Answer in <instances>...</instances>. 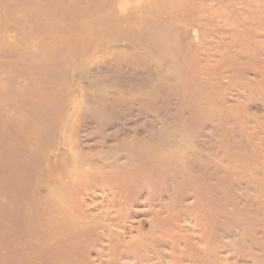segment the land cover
<instances>
[{
  "label": "rangeland",
  "instance_id": "rangeland-1",
  "mask_svg": "<svg viewBox=\"0 0 264 264\" xmlns=\"http://www.w3.org/2000/svg\"><path fill=\"white\" fill-rule=\"evenodd\" d=\"M71 1L0 0V79L7 86V91H0V149L7 155L9 151L12 163L19 164L15 180L5 185L6 168L0 163L2 230L6 232L11 225L13 232H19L14 235L16 245L21 244L23 232H28L20 216L33 211L25 209L24 201L33 194L37 185L33 179L41 173L26 148L37 146L32 135L44 129L62 137L66 144L78 138L89 158L102 154L111 161L119 155L122 163L140 160L137 175L151 171L147 163L156 160V193H163L164 202L175 199L186 204L174 206L165 217L184 224L193 244H202L199 236L203 231L192 226L195 223L199 228L196 218L209 208L219 215L218 226L211 217L205 223L207 227L215 225L207 236L216 240L214 250L219 257L235 264H264V0L207 2V12L217 10L221 17L214 22L218 24H206L201 40L191 32L187 45L180 41V51L171 47L182 58V66L186 63L192 70H204L205 83L196 79L189 83L183 75V80L169 76L174 69L166 58L170 45L155 43L159 50L156 62L146 63L143 71L156 78L149 90H159L155 98L148 96L141 102L138 71L143 66L129 56L152 48L140 50L126 41L119 46L97 45L96 40L90 44L80 24H103V13L99 11V17L90 21L91 2ZM95 1L98 9L103 6L104 0ZM79 37L84 41L77 40ZM115 50L120 59L109 55ZM212 71L219 82L210 79ZM95 86L100 92L87 103L84 92ZM198 86V94L207 96L200 104L196 101ZM105 91L110 107L96 106L102 98L106 101ZM211 95L223 99L210 100ZM137 138L140 146L126 144L112 150L118 139ZM179 145L186 150L182 158ZM78 150L70 153L71 160ZM70 162L62 163L56 173L70 167ZM239 164L250 165V175L243 171L246 168L239 170ZM255 165L263 166L253 171ZM197 193L211 197L207 206L195 197ZM149 196L145 190L138 203L125 198L122 207L108 216L114 230L122 232L127 241L139 230L153 236L146 212ZM156 207H161V202ZM224 223L228 225L222 226ZM171 229L173 235L180 233L177 227ZM158 237L168 235L158 233ZM106 243L118 250L114 243ZM159 250L165 255L171 252L167 243ZM133 255L129 251L119 263L111 262L109 255L103 263L129 264ZM150 255L147 264L175 262L170 256L158 259L155 253ZM90 256L97 260V251ZM207 260L216 264L214 259ZM184 262L189 263V258Z\"/></svg>",
  "mask_w": 264,
  "mask_h": 264
},
{
  "label": "bare ground",
  "instance_id": "bare-ground-1",
  "mask_svg": "<svg viewBox=\"0 0 264 264\" xmlns=\"http://www.w3.org/2000/svg\"><path fill=\"white\" fill-rule=\"evenodd\" d=\"M75 1L70 3H75ZM89 1L92 5L90 21L99 17V11L103 13L104 17L103 24L90 22L87 27L80 24L83 34H86L85 36L90 39V44L96 40L97 45L107 43L110 46H119L120 43L126 41L127 45L139 47L140 50L147 49V46L152 48L146 53L135 52L129 56L132 61L138 60L143 66L141 71H138L140 84L138 100L140 102L147 100L148 96L150 99L155 98L159 90V88L149 90L156 78L154 75L145 76L143 71L146 63L156 62L159 50L155 43L170 45V49L166 51V58L174 69L169 73V76L175 75L183 80L181 78L183 75L189 83L193 79H196L200 84L202 81L203 83L207 82L203 75V69L192 70L186 63L182 66L180 64L182 58L175 52L181 50L178 49L181 40L187 45L191 32L197 33L195 38L200 39L206 24H218L214 23L221 20L217 10L211 11L210 14L205 9L207 2L216 0H104L103 6L99 9L96 7L97 1ZM111 34L113 36H110ZM77 40L84 41L83 37H79ZM173 45L178 50L174 51L175 49L171 48ZM109 55L119 56L116 50L109 52ZM88 73L87 70L82 76L85 77ZM210 79L219 82L216 72L212 71ZM96 82L98 81L92 83ZM6 88V84L0 79V91L5 92ZM98 89L99 87L95 86V88L91 87L89 91L84 92L87 103L92 101L94 94L100 92ZM18 90H20L19 86ZM195 90L196 97H198L196 98L197 103L200 104L203 100L206 102V94L204 93L202 96L198 94L201 92V86L196 87ZM90 93L91 98L89 97ZM105 94L106 101L102 98V102L96 103V106L110 107V96L106 91ZM222 99L221 95L218 97L211 95L210 98V100ZM51 134L52 132L43 129L39 135H32L38 140L37 146L26 148L27 155L35 161L37 169L41 173L33 179L37 182L33 194L30 192V196L26 197L24 201L25 209L32 208L33 211L24 212L20 216V221L22 224L25 223V225L23 224L24 228L28 227V232H23L19 245H16V238H14V235L19 232H13L11 225L7 226L6 232H4L0 226V264H104V259L109 255L111 262L119 263L129 251L135 254L133 257L131 256L133 261L129 264H147L146 261L150 260L152 253H155V257L158 259L170 256L171 259H174V264H192L190 258L195 264H211L207 260L208 258L214 259L216 264L220 262L235 264L228 258H220L219 253L217 254L214 250L218 246L216 240L207 236L215 229L213 224L210 227L205 225L210 217L218 226L219 215L217 217L212 210L208 208V212L198 215L196 221L199 228L195 223L192 226L194 230L203 231V234L199 236L201 245L193 244V236L186 233L187 227L184 224L175 222L172 217H165L167 216L165 214L174 206L186 204L184 202L177 203L178 200L175 199L164 202L163 193H156L153 188L155 185L153 182L156 180L155 173L158 171L154 166L157 164L156 160H151V164L147 163L151 171L137 175L136 173L141 169L140 160L128 159L122 163L119 160V155L111 161L102 154L96 159L89 158L83 151L82 144L78 142V138L77 142L70 141L71 143L66 144L64 140H61L62 137ZM73 136L76 137V135ZM126 144L135 147L140 146L141 141L138 138L131 141L118 139V143L112 150L115 148L119 150L118 147ZM180 146L178 152L179 157L182 158L186 150ZM73 150L78 151L74 160H71L70 153ZM107 154L110 153L107 152ZM174 157L178 158L176 155ZM11 158L9 151L7 155L4 150L0 149V163L3 168L5 166L7 173V177L4 176L5 185L15 180L17 170H19V164L12 163ZM69 161H71L70 167H65L64 170L56 173L62 163ZM261 166L263 165H255L252 170L255 171V168ZM237 168L239 170L246 168L243 171L249 172L250 175V165L239 164ZM68 170L71 171L68 172ZM145 190L150 194V198L146 199L148 203L146 212L151 217L150 233L153 236H148L139 230L135 238L127 241L122 232L117 233L114 230L108 216L111 215V212L118 211L122 207V200L125 198H134V202L138 203ZM195 197L200 199L205 206L211 198L209 195L204 196L203 193H197ZM158 202H161L159 208L156 207ZM1 210L0 222H2ZM6 217L9 220V217ZM224 225L228 224L224 223L222 226ZM173 226L180 230L179 234L170 233ZM158 233H165L168 238H155ZM2 234H6L5 238L2 237ZM108 241L114 243L119 251L107 244ZM219 242H222L220 238ZM166 243L171 249L169 255H165L161 253L162 250H159L160 246ZM142 249H145L143 254ZM95 250L98 259L92 260L90 254ZM201 254L204 256L196 259ZM186 258H189L191 263H185Z\"/></svg>",
  "mask_w": 264,
  "mask_h": 264
}]
</instances>
